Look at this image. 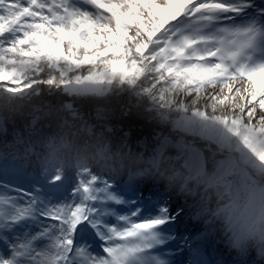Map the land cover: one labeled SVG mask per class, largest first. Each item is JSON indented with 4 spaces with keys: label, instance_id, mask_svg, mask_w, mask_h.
<instances>
[{
    "label": "snow or ice",
    "instance_id": "1",
    "mask_svg": "<svg viewBox=\"0 0 264 264\" xmlns=\"http://www.w3.org/2000/svg\"><path fill=\"white\" fill-rule=\"evenodd\" d=\"M0 264H264V0H0Z\"/></svg>",
    "mask_w": 264,
    "mask_h": 264
},
{
    "label": "clouds",
    "instance_id": "2",
    "mask_svg": "<svg viewBox=\"0 0 264 264\" xmlns=\"http://www.w3.org/2000/svg\"><path fill=\"white\" fill-rule=\"evenodd\" d=\"M49 122L52 124V129H51L52 131H55V130L59 127L61 121H60V119H59V117H58V115L56 114L55 111H53V112L47 117V119H46V123H49ZM80 142H81V143L83 142V138L80 139Z\"/></svg>",
    "mask_w": 264,
    "mask_h": 264
},
{
    "label": "trees",
    "instance_id": "3",
    "mask_svg": "<svg viewBox=\"0 0 264 264\" xmlns=\"http://www.w3.org/2000/svg\"><path fill=\"white\" fill-rule=\"evenodd\" d=\"M147 130V127L141 128L139 124H136L132 130L134 143L137 139H140L144 134H146Z\"/></svg>",
    "mask_w": 264,
    "mask_h": 264
},
{
    "label": "rangeland",
    "instance_id": "4",
    "mask_svg": "<svg viewBox=\"0 0 264 264\" xmlns=\"http://www.w3.org/2000/svg\"><path fill=\"white\" fill-rule=\"evenodd\" d=\"M222 243H223V242H222ZM223 244H224V243H223ZM219 247L221 248L222 245H220ZM225 247H226V245L224 244L223 247H222L221 249H223V248H225Z\"/></svg>",
    "mask_w": 264,
    "mask_h": 264
},
{
    "label": "bare ground",
    "instance_id": "5",
    "mask_svg": "<svg viewBox=\"0 0 264 264\" xmlns=\"http://www.w3.org/2000/svg\"><path fill=\"white\" fill-rule=\"evenodd\" d=\"M220 245H222V247H223V245H224V244L221 242V243H219V245H218V246H220ZM222 247H221V248H222Z\"/></svg>",
    "mask_w": 264,
    "mask_h": 264
}]
</instances>
